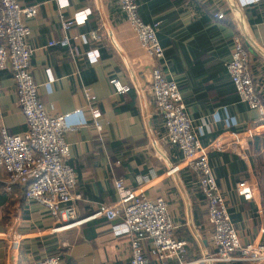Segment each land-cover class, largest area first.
<instances>
[{
    "label": "crops",
    "instance_id": "1",
    "mask_svg": "<svg viewBox=\"0 0 264 264\" xmlns=\"http://www.w3.org/2000/svg\"><path fill=\"white\" fill-rule=\"evenodd\" d=\"M135 1L141 20L157 24L160 61L145 55L116 0H16L21 7L37 6V15L26 24L39 99L49 116L70 115L66 123L72 130L64 139L77 177L80 199L73 205L81 222L56 224L44 207L25 199V187L8 190L0 169V264H30L53 256L61 264H129L127 237L113 229L121 218L109 222L96 215L98 206L118 200L116 180H122L125 192L141 188L149 199H164L177 227L175 238L187 243L183 260L213 252L197 175L184 164L179 148L164 140L152 88L154 67L177 83L192 126L202 127L203 146L226 131L225 117L233 118L235 132L254 129L241 147L228 143L208 158L240 244L264 242V118L239 101L225 68L238 37L264 105V0L244 8L236 0ZM75 15H86L85 22L64 33L61 21ZM64 36L68 45L48 46ZM87 52L96 57L94 63ZM84 89L96 99L101 133L91 125ZM0 108V138L3 129L9 135L27 130L8 69L0 72ZM241 179L256 186L257 201L236 191ZM149 249L145 241L147 264H162Z\"/></svg>",
    "mask_w": 264,
    "mask_h": 264
},
{
    "label": "built area",
    "instance_id": "2",
    "mask_svg": "<svg viewBox=\"0 0 264 264\" xmlns=\"http://www.w3.org/2000/svg\"><path fill=\"white\" fill-rule=\"evenodd\" d=\"M236 1L244 8L260 0ZM116 2L145 55L160 61L163 48L157 38V24L141 20L135 0ZM36 15L37 6L21 7L16 0H0V72L7 69L11 72L18 107L27 126L21 135H9L4 129L1 130L0 169L5 172L8 190L12 185L25 187L24 196L27 201L44 207L56 224L72 226L81 221L77 220L73 205L80 199L75 192L77 177L68 162L69 146L64 139L65 133L72 130L66 123L70 115L49 116L32 79L31 50L27 46L30 31L26 20ZM218 18H223V15L219 14ZM85 20L86 15H75L69 20H63L62 30L66 33L72 25L83 24ZM91 37L96 38V35L91 33ZM68 41L64 36L59 43L51 42L48 46H66ZM86 56L91 63L96 61L91 52H87ZM225 68L239 101L263 119L262 96L255 90L249 71L248 54L238 37L232 40L231 56ZM151 79L156 107L163 120L164 140L179 148L184 164L197 175L201 194L207 202V222L212 230L210 244L213 252L191 261L183 260L187 243L175 238L177 227L168 213L164 199H149L141 188L125 192L122 180L114 183L119 194L118 200L111 205L98 206L96 215L109 222L121 218V223L113 229L117 235L127 237L131 255L129 264H147L143 254L145 241L150 242L148 253L162 264L167 260H177L178 264H264V242L244 246L240 244L208 158L211 152L222 151L228 143L240 147L254 136V129L235 132L233 128L236 123L233 118L225 117L226 131L203 146L199 139L202 127L192 126L175 80L165 77L159 67L152 69ZM113 83L117 85L115 81ZM118 91L125 90L119 88ZM83 93L91 125L101 133L103 125L95 106L96 99L87 89ZM235 189L247 201L258 199L257 188L248 179L238 181ZM30 264H61V261L58 256H53Z\"/></svg>",
    "mask_w": 264,
    "mask_h": 264
},
{
    "label": "rangeland",
    "instance_id": "3",
    "mask_svg": "<svg viewBox=\"0 0 264 264\" xmlns=\"http://www.w3.org/2000/svg\"><path fill=\"white\" fill-rule=\"evenodd\" d=\"M241 147V146H240Z\"/></svg>",
    "mask_w": 264,
    "mask_h": 264
}]
</instances>
